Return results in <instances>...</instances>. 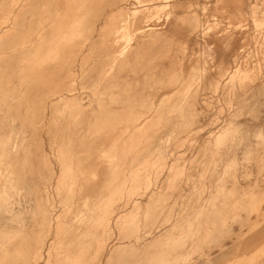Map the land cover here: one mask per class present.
Masks as SVG:
<instances>
[{"label":"rangeland","instance_id":"374dc122","mask_svg":"<svg viewBox=\"0 0 264 264\" xmlns=\"http://www.w3.org/2000/svg\"><path fill=\"white\" fill-rule=\"evenodd\" d=\"M121 1L0 0V264H264V0Z\"/></svg>","mask_w":264,"mask_h":264},{"label":"bare ground","instance_id":"6f19581e","mask_svg":"<svg viewBox=\"0 0 264 264\" xmlns=\"http://www.w3.org/2000/svg\"><path fill=\"white\" fill-rule=\"evenodd\" d=\"M93 1H94V0H93ZM102 1H103V0H102ZM114 1H115V0H114ZM118 1H119V0H117V2H118ZM122 1H123V0H122ZM122 1H121V2H122ZM127 1H128V0H127ZM183 1H184V0H183ZM91 2H92V0H91ZM91 2H90V4H91ZM104 2H105V1H104ZM110 3H111V2H110ZM112 3H113V2H112ZM185 3H186V2H185ZM85 4H86V3H85ZM95 4H96V2H95ZM97 4H99V3H97ZM104 4H105V3H104ZM91 5H92V4H91ZM93 5H94V4H93ZM101 5H102V4H101ZM101 5H100V6H101ZM113 5H114V4H113ZM84 6H85V5H84ZM95 6H96V5H95ZM102 6H103V5H102ZM107 6H109V5H107ZM111 6H112V5H111ZM111 6H110V7H111ZM177 6H178V4H177ZM93 7H94V6H93ZM103 7H104V6H103ZM103 7H102V8H103ZM115 7H116V6H115ZM175 7H176V6H175ZM81 8H83V7H81ZM84 8H85V7H84ZM90 8H91V6H90ZM118 8H119V7H117V11H119ZM94 9L97 10V8H94ZM103 9H104V8H103ZM91 10H92V9H91ZM96 10H95V11H96ZM110 10H111V9H110ZM123 10H124V9H123ZM101 11H102V10H101ZM90 12H91V11H90ZM103 12H104V11H103ZM109 12H110V11H109ZM35 13H36V12H35ZM92 13H93V12H92ZM92 13H90V14H92ZM111 13H112V12H111ZM115 13H116V12H115ZM90 14H89V15H90ZM96 14H97V13H96ZM112 14H113V13H112ZM99 15H100V14H99ZM121 15H122V14H121ZM86 16H87V15H86ZM92 16H93V15H92ZM94 16H95V15H94ZM100 16H101V15H100ZM105 16H106V15H105ZM118 16H119V15H118ZM118 16H117V17H118ZM188 16H189V15H188ZM88 17H89V16H88ZM111 17H112V16H111ZM111 17H109V18H111ZM191 17H192V16H191ZM106 18H107V17H106ZM106 18H105V19H106ZM113 18H114V17H113ZM86 19H87V18H86ZM92 19H93V18H92ZM118 19H119V18H118ZM125 19H126V18H125ZM107 20H108V19H107ZM116 20H117V19H116ZM120 20H121V19H119V20H117V21L120 22ZM94 21H95V20H94ZM122 21H123V20H122ZM122 21H121V22H122ZM126 21H127V20H126ZM178 21H179V20H178ZM189 21H190V20H189ZM92 22H93V21H92ZM98 22H99V21H98ZM111 22H112V21H111ZM119 22H118V23H119ZM121 22H120V24H121ZM123 22H124V21H123ZM108 23H109V22H108ZM54 24H55V23H54ZM88 24H89V23H88ZM176 24H177V23H176ZM188 24H189V23H188ZM105 25H106V24H105ZM108 26H110V25H108ZM112 26H113V25H112ZM112 26H111V28H112L113 31H115V33H116V30H114V29H116V28H113V27H116L117 25H116V26H113V27H112ZM124 26H125V25H124ZM185 27H186V26H185ZM190 27H191V26H190ZM17 28H18V27H17ZM27 28H28V27H27ZM31 28H32V27H31ZM109 29H110V28H109ZM109 29H108V30H109ZM112 29H111V30H112ZM119 29H120V28H119ZM33 30H34V28H33ZM33 30H32V32L35 33V32H34L35 30H34V31H33ZM111 30H110V35L112 36V34H111L112 31H111ZM117 30H118V29H117ZM103 31H104V30H103ZM103 31H102V32H103ZM120 31H121V33H122V30H120ZM126 31H127V30H126ZM24 32H25V31H24ZM74 32H75V31H74ZM104 32H105V31H104ZM118 32H119V31H118ZM118 32H117V33H118ZM185 32H186V31H185ZM117 33H116V36H117ZM125 33H126V32H124V34H125ZM119 34H120V33H119ZM27 35H28V34H27ZM120 35H121L122 37L124 36V35H122V34H120ZM235 35H236V34H235ZM19 36H20V35H19ZM32 36H33V34H32ZM121 36H120V38H121ZM33 37H34V36H33ZM109 37H110V36H109ZM113 37H114V35H113ZM110 38H112V37H110ZM118 38H119V37H118ZM187 38H188V37H187ZM121 39H122V38H121ZM121 39H120V40H121ZM127 39H128V38H127ZM127 39H126V40H127ZM111 40H112V39H111ZM118 40H119V39H118ZM126 40H125V41H126ZM164 40H165V39H164ZM114 41H117V40L115 39ZM35 42H36V41H35ZM108 42H109V40H108ZM185 42H186V41H185ZM231 42H232V41H231ZM37 43H38V42H37ZM111 43H112V42H111ZM118 43H119V42H118ZM123 43H125V42H123ZM233 43H234V42H233ZM35 44H36V43H35ZM94 44H95V42H94ZM113 44H114V43H113ZM229 44H230V43H229ZM79 45H80V44H79ZM102 45H103V44H102ZM104 45H105V44H104ZM120 45H121V44H120ZM105 46H106V45H105ZM79 48H80V47H79ZM96 48H97V47H96ZM105 48H106V47H105ZM119 48H120V46H119V47L115 46V47H114V51H115V52H116V51H119ZM239 48H240V47H239ZM26 49H27V48H26ZM83 49H84V48H83ZM102 49H103V48H102ZM102 49H101V50H102ZM70 50H71V48H70ZM94 50H95V49H94V46H93V52H94ZM67 51H68V50H67ZM89 51H90V50H89ZM103 51H104V50H103ZM128 51H129V50H128ZM69 52H70V51H69ZM81 52H82V51H81ZM81 52H80V53H81ZM100 52H101V51H100ZM110 52H111V51H109V53H110ZM224 52H225V51H224ZM17 53H18V52H17ZM67 53H68V52H66V54H67ZM88 53H90V52H88ZM91 53H92V52H91ZM112 53H113V52H112ZM69 54H70V53H69ZM69 54H67V55L69 56ZM95 54H96V53H95ZM98 54H99V53H98ZM98 54H97V55H98ZM102 54H103V52L101 53V55H102ZM224 54H225V53H224ZM20 55H21V54H20ZM104 55H105V54H103L102 56L104 57ZM107 55H108V54H106V56H107ZM234 55H235V54H234ZM9 56H11V54H10ZM61 56H62V55H61ZM87 56H88V55H87ZM94 56H95V58H96V55H94ZM102 56H101V60H100L101 62H102L103 60H106V59H102V58H103ZM63 57H64V56H63ZM81 57H82V56H81ZM84 57H85V55H84ZM92 57H93V55H92ZM112 57H113V56H112ZM112 57L110 56L109 59H111ZM226 57H227V56H226ZM230 57H231V56H230ZM56 58H57V57H56ZM67 58H68V57H67ZM85 58H86V57H85ZM90 58H91V57H90ZM90 58H89V59H90ZM107 58H108V57H107ZM125 58H126V57H125ZM57 59H58V58H57ZM62 59H64V58H62ZM96 59H97V58H96ZM99 59H100V55H99ZM109 59H108V60H109ZM7 60H8V59H7ZM15 60H16V59H14V61H15ZM53 60H55V59H53ZM59 60H61V59H59ZM85 60H86V59H85ZM87 60H88V59H87ZM8 61H9V60H8ZM68 61H69V60H68ZM74 61H75V60H74ZM94 61H95V60H94ZM222 61H223V60H222ZM55 62H57V61H55ZM71 62H72V61H71ZM76 62H77V61H76ZM91 62H93V61H91ZM91 62H90V63H91ZM101 62H98V63H101ZM105 62H107V61H105ZM8 63H9V62H8ZM13 63H14V62H13ZM58 63H59V61H58ZM67 63H68V62H67ZM78 63H79V62H78ZM90 63H89V64H90ZM96 63H97V62H96ZM96 63H95V64H96ZM10 64H11V63H10ZM87 64H88V63H87ZM89 64H88V65H89ZM92 64H94V63H92ZM126 64H127V63H126ZM53 65H56V64H53ZM53 65H52V66H53ZM58 65H61V64L59 63ZM58 65H56V67H58ZM68 65H69V64H68ZM78 65H79V64H78ZM90 65H91V64H90ZM96 65H97V64H96ZM100 65H101L102 67H104L103 65H105V63H104L103 65H102V64H100ZM107 65H108V64H106L105 67H106ZM17 66H18V65H17ZM17 66H16V67H17ZM61 66H62V65H61ZM61 66H59V67H61ZM79 66H80V65H79ZM86 66H87V65H86ZM91 66H92V65H91ZM98 66H99V65H98ZM125 66H126V65H125ZM9 67H10V66H9ZM20 67H21V66H20ZM30 67L41 68V70H42L43 68H44V69L46 68L45 65H43V64H42V65H41V64H40V65H35V66H34V65H31ZM49 67H50V66H49ZM80 67H81V66H80ZM135 67H136V66H135ZM11 68H12V67H11ZM13 68H14V67H13ZM71 68H72V66H71ZM89 68H90V66H89ZM44 69H43V71H44ZM47 69H48V67H47ZM50 69H51V68H50ZM53 69H54V66H53ZM67 69H68V67H67ZM103 69H104V68H103ZM54 70H56V69H54ZM82 70H83V69H82ZM87 70H88V68H87ZM101 70H102V68H101ZM84 71H85V70H84ZM112 71H113V70H112ZM35 72H36V71H34L33 74H35ZM90 72H91V71H90ZM117 72H118V71H117ZM17 73H18V72H17ZM36 73H41V71L39 72V70H38V72H36ZM44 73H45V72H44ZM48 73H49V72H48ZM60 73H61V71H60ZM71 73H72V72H71ZM95 73H96V72H95ZM185 73H186V72H185ZM20 74H21V73H20ZM41 74H42V73H41ZM63 74H64V73H63ZM97 74H98V71H97ZM26 75H27V74H26ZM45 75H46V74H45ZM49 75H50V74H49ZM73 75H75V74H73ZM10 76H11V75H10ZM33 76H34V75H33ZM35 76H39V75L35 74ZM81 76H82V75H81ZM27 77H28V76H27ZM43 77H44V76H43ZM70 77H71V76H70ZM95 77H97V76H95ZM37 78H38V77H37ZM9 79H10V78H9ZM21 79H22V77H21ZM23 79H25V78H23ZM40 79H41V78H40ZM40 79H39V80H40ZM46 79H47V78H46ZM49 79H50V78H49ZM49 79H48V80H49ZM92 79H93V78H92ZM6 80H7V79H6ZM39 80L36 81L35 79H32V82H31V83H32L33 85L36 84V83L38 84V82H39L40 84H46V82H45L46 80L44 81L45 83H41V82H43V81H42V80L39 81ZM0 82H1V81H0ZM29 82H30V81H29ZM176 82H177V81H176ZM180 82H181V81H180ZM27 83H28V80H27ZM51 83H52V82H51ZM62 83H63V82H62ZM29 84H30V83H29ZM81 84H82V83H81ZM89 84H90V83H89ZM181 84H182V83H181ZM58 85H59V84H58ZM63 85H64V84H63ZM177 85H178V84H177ZM30 87H31V86H30ZM24 89H25V88H24ZM68 90H69V89H68ZM168 90H169V89H168ZM44 91H46V90H44ZM52 91H54V90H52ZM173 91H174V90H173ZM6 92H7V91H6ZM24 92H25V91H24ZM29 92H30V91H29ZM4 93H5V92H4ZM51 93H52V92H51ZM41 94H42V93H41ZM73 95H74V94H73ZM73 95H72V97H73ZM198 96H199V95H198ZM51 97H52V96H50V98H51ZM70 97H71V96H70ZM70 97H69V98H70ZM199 97H200V96H199ZM47 98H48V97H47ZM59 98H60V97H59ZM167 98H168V97H167ZM23 99H24V98H23ZM33 99H34V98H33ZM14 100H15V99H14ZM21 101H22V100H21ZM50 101H51V100H50ZM62 101H63V100H62ZM60 102H61V101H60ZM164 102H165V101H164ZM41 103H42V102H41ZM37 104H38V103H37ZM37 104H36V105H37ZM2 105H3V104H2ZM18 105H19V102H18ZM8 106H9V105H8ZM12 106H13V105H12ZM58 106H59V105H58ZM41 107H42V106H41ZM88 107H89V106H88ZM15 109H17V108H15ZM51 109H52V108H51ZM21 111H22V110H21ZM43 111H45V110H43ZM43 113H44V112H43ZM49 113H50V110H49ZM55 114H56V113H55ZM51 115H52V114H51ZM10 117H11V116H10ZM13 117H15V116H13ZM26 117H27V116H26ZM37 117H38V116H37ZM41 117H42V116H41ZM44 117H45V116H44ZM46 118H47V117H46ZM154 120H155V119H154ZM137 121H138V120H137ZM137 121H136V122H137ZM163 123H164V122H163ZM166 123H167V122H166ZM33 124H34V123H33ZM130 125H131V124H130ZM139 125H140V124H139ZM123 128H124V127H123ZM112 130H113V129H112ZM132 130H133V129H132ZM142 130H143V129H142ZM150 131H151V130H150ZM155 132H156V131H155ZM155 132H154V133H155ZM152 133H153V132H152ZM119 134H120V133H119ZM136 134H137V133H136ZM127 136H128V135H127ZM127 136H126V137H127ZM140 137H141V136H140ZM140 137H139V138H140ZM115 139H116V138H115ZM127 139H128V138H127ZM141 139H142V138H141ZM247 139H248V138H247ZM28 140H29V139H28ZM130 140H131V139H130ZM131 141H132V140H131ZM127 144H128V143H127ZM144 147H145V146H144ZM47 148H48V147H47ZM29 149H30V148H29ZM117 150H118V149H117ZM125 152H126V151H125ZM130 153H131V152H130ZM117 154H118V153H117ZM80 155H81V154H80ZM83 155H84V154H83ZM87 156H88V155H87ZM89 156H91V155H89ZM43 157H44V156H43ZM25 158H26V157H25ZM86 158H87V157H86ZM89 158H90V157H89ZM119 158H120V157H119ZM126 158H127V157H126ZM26 159H27V158H26ZM71 160H72V159H71ZM28 161H29V160H28ZM31 161H32V160H31ZM43 161H44V160H43ZM81 161H82V160H81ZM81 161H79V162H81ZM23 162H24V161H23ZM35 162H36V161H35ZM79 162H77V163H79ZM24 163H25V162H24ZM26 163H27V162H26ZM29 163H30V161H29ZM85 163H86V162H85ZM122 163H123V162H122ZM79 164H80V163H79ZM77 165H78V164H77ZM112 165H113V164H112ZM20 166H21V165H20ZM20 166H19V167H20ZM44 166H45V165H44ZM92 166H93V165H92ZM23 167H24V166H23ZM41 167H42V166H41ZM120 168H121V167H120ZM53 169H54V168H53ZM78 169H79V168H78ZM87 169H88V168H87ZM87 169H86V170H87ZM129 169H130V168H129ZM69 170H70V169H69ZM28 171H29V170H28ZM74 171H75V170H74ZM77 171H78V170H77ZM89 171H90V170H89ZM91 171H92V170H91ZM127 171H128V170H127ZM64 172H65V171H64ZM78 172H79V171H78ZM78 172H77V173H78ZM94 172H95V171H94ZM71 173H72V172H71ZM86 173H88V172H86ZM86 173H85V174H86ZM115 173H116V172H115ZM20 174H21V173H20ZM25 175H26V174H25ZM70 175H71V174H70ZM18 176H19V175H18ZM85 176H87V175H85ZM126 176H127V175H126ZM25 177H26V176H25ZM37 177H38V174H37ZM41 177H42V176H41ZM127 177H128V176H127ZM22 178H23V177H22ZM24 179H25V178H24ZM78 179H79V178H78ZM45 180H46V179H45ZM69 180H70V179H69ZM24 181H25V180H24ZM68 182H70V181H68ZM75 183H76V182H75ZM84 183H85V182H84ZM27 184H28V183H27ZM80 184H82V183H80ZM33 185H34V184H33ZM53 187H54V186H53ZM82 188H83V187H82ZM32 189H33V188H32ZM46 189H47V188H46ZM115 190H116V189H115ZM95 191H96V190H95ZM93 192H94V191H93ZM157 192H158V191H157ZM65 193H66V192H65ZM33 194H34V193H33ZM93 194H94V193H93ZM95 194H96V192H95ZM47 195H48V194H47ZM65 196H66V195H65ZM45 197H46V196H45ZM152 197H153V196H152ZM66 199H67V198H66ZM72 200H73V199H72ZM74 201H75V200H74ZM63 203H65V202H63ZM74 203H75V202H73V204H74ZM143 203H144V202H143ZM148 203H149V202H148ZM146 204H147V203H146ZM39 205H40V204H39ZM51 207H52V206H51ZM139 207H140V206H139ZM40 208H42V207H40ZM72 209H73V208H72ZM64 210H65V209H64ZM94 210H95V209H94ZM59 211H60V210H59ZM50 212H51V211H50ZM252 212H253V211H252ZM263 213H264V212H263ZM92 214H93V213H92ZM63 216H64V215H63ZM193 216H194V215H193ZM70 217H71V216H70ZM188 217H190V216H188ZM190 219H191V218H190ZM255 219H256V218H255ZM252 220H253V219H252ZM70 222H71V221H70ZM117 223H118V222H117ZM181 223H182V222H181ZM189 223H190V222H189ZM173 225H174V224H173ZM117 226H118V225H117ZM170 227H171V226H170ZM185 227H186V226H185ZM176 229H177V228H176ZM166 230H167V229H166ZM181 230H182V229H181ZM128 232H129V231H128ZM163 232H164V231H163ZM109 233H110V232H109ZM185 233H186V232H185ZM110 234H111V233H110ZM167 234H168V233H167ZM88 235H89V234H88ZM164 235H165V234H164ZM161 236H162V235H161ZM185 237H186V236H185ZM105 238H106V237H105ZM165 239H166V238H165ZM62 240H63V239H62ZM184 240H185V239H184ZM82 243H83V242H82ZM116 245H117V244H116ZM54 246H55V245H54ZM128 246H129V245H128ZM121 247H122V246H121ZM159 247H160V246H159ZM172 247H173V246H172ZM118 248H119V247H118ZM161 250H162V249H161ZM117 251H118V250H117ZM121 251H122V250H121ZM126 251H127V250H126ZM122 252H123V251H122ZM129 252H130V251H129ZM171 252H172V251H171ZM57 254H58V253H57ZM61 254H62V253H61ZM165 254H166V253H165ZM70 255H71V254H70ZM79 256H80V255H79ZM36 257H37V256H36ZM119 257H120V256H119ZM127 257H128V256H127ZM163 258H164V257H163ZM71 259H72V258H71ZM120 259H121V258H120ZM120 259H119V260H120ZM48 260H49V259H48ZM108 260H109V259H107V261H108ZM126 260H127V259H126ZM128 260H130V259H128ZM104 262H105V261H104ZM129 262H130V261H129ZM66 263H67V262H66ZM78 263H79V262H78ZM95 263H96V262H95ZM123 263H124V262H123ZM132 263H133V262H132ZM132 263H131V264H132ZM143 264H144V263H143Z\"/></svg>","mask_w":264,"mask_h":264}]
</instances>
